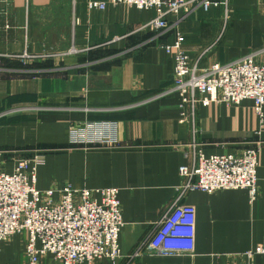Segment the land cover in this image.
<instances>
[{"label": "crops", "instance_id": "crops-1", "mask_svg": "<svg viewBox=\"0 0 264 264\" xmlns=\"http://www.w3.org/2000/svg\"><path fill=\"white\" fill-rule=\"evenodd\" d=\"M105 10L88 0H0V159L12 174L18 161L46 152L37 170L39 190L118 188L124 226L119 237L123 258L150 236L175 206L196 208L192 255L151 257L130 264H247L264 244V108L255 102L198 105L181 122L174 85L172 31L161 38L139 29L155 11L110 0ZM209 11L170 16L183 46L201 68L254 56L264 64V0H218ZM74 45L84 53L42 69L20 67L13 58L25 51H62ZM58 46V47H57ZM61 47V48H60ZM44 64V65H45ZM23 65V64H22ZM32 67V66H31ZM170 91V93H168ZM95 124L90 135L109 137L114 147L80 144L71 148V126ZM92 145V144H91ZM257 148L258 194L244 189L216 193L187 191L180 168H193L196 153L241 155ZM28 232L2 244L0 264H28ZM252 264H264L255 254ZM41 264H58L47 255ZM94 264H111L105 259Z\"/></svg>", "mask_w": 264, "mask_h": 264}, {"label": "built area", "instance_id": "built-area-1", "mask_svg": "<svg viewBox=\"0 0 264 264\" xmlns=\"http://www.w3.org/2000/svg\"><path fill=\"white\" fill-rule=\"evenodd\" d=\"M114 7L124 6L138 10L155 11L156 17L142 26L140 31L157 33V37L174 31V42L165 46V52H175L174 85L170 90L181 99L182 119L194 115L196 107H209L221 102L239 105L244 100L255 102V112L263 116L264 64L254 56H247L227 64H214L201 68L200 60H192L183 46L177 23L170 16L190 14L198 10L209 11L219 7L218 0H110ZM108 3L88 0L90 9L105 10ZM75 50L73 53H76ZM70 55L72 52L69 53ZM63 53L43 52L13 56L23 64L54 61ZM170 91L168 93H170ZM92 132L95 124H88ZM78 131V130H77ZM81 131V130H80ZM90 143L99 147H114L109 137ZM82 141V139L80 140ZM79 143L78 141H75ZM46 152L39 151L34 158L18 161L12 174L5 172L0 159V253L2 244L13 236L28 232L26 246L28 264H41L47 255H53L58 264H94L105 259L118 264L123 258L119 237L124 226L120 190L118 188L61 189L41 191L36 186L37 170L45 164ZM257 148H249L241 155H213L207 157L202 150L196 153L193 168L182 166L184 178L181 194L187 191L216 193L244 189L251 201L258 194ZM0 156H2L0 152ZM197 212L194 206L175 205L158 222L150 236L128 257V264L145 256L170 257L192 255L195 251ZM264 254V244L255 252Z\"/></svg>", "mask_w": 264, "mask_h": 264}, {"label": "rangeland", "instance_id": "rangeland-1", "mask_svg": "<svg viewBox=\"0 0 264 264\" xmlns=\"http://www.w3.org/2000/svg\"><path fill=\"white\" fill-rule=\"evenodd\" d=\"M58 47V46H57ZM61 48V47H60ZM77 51L76 53H73L74 51ZM43 52H57V53H63V57L62 58H58L57 60H54V61H59V62H62L60 63L63 64V61L64 62H68L66 60L68 59H71L73 58L74 56L77 57V56H80L81 54H83L84 52L82 50H79L78 48H76L74 45H71L70 47H68V49L66 50H60V51H43ZM41 51V53H43ZM72 52V54L70 55L69 53ZM28 53L27 51H25L24 53H22L21 55L23 54H26ZM39 54V53H38ZM20 55V56H21ZM83 56V55H81ZM53 60L52 61H43V62H38V63H29L28 65H25L23 64L20 60L19 62H21L22 64H20V67H23L24 70H27L28 68H30L31 66H35V65H42V64H45V63H51V62H54ZM28 67V68H26ZM38 69V68H36ZM71 148H74L75 146H79L80 144H84V145H87V146H93L91 145L90 143V135L92 134V131L90 129H87L86 126H71ZM78 130V131H77ZM81 130V131H80ZM82 139V141H80ZM75 141H78L79 143H76L75 145ZM93 147H99V146H93Z\"/></svg>", "mask_w": 264, "mask_h": 264}, {"label": "trees", "instance_id": "trees-1", "mask_svg": "<svg viewBox=\"0 0 264 264\" xmlns=\"http://www.w3.org/2000/svg\"><path fill=\"white\" fill-rule=\"evenodd\" d=\"M47 65L45 64H42V65H35V66H32V67H30V68H38V69H42V68H44V67H46Z\"/></svg>", "mask_w": 264, "mask_h": 264}]
</instances>
